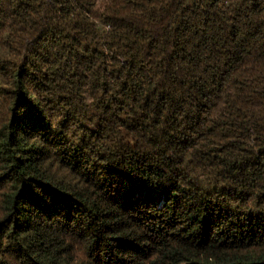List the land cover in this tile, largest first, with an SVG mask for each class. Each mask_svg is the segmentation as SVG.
<instances>
[{
  "label": "trees",
  "instance_id": "16d2710c",
  "mask_svg": "<svg viewBox=\"0 0 264 264\" xmlns=\"http://www.w3.org/2000/svg\"><path fill=\"white\" fill-rule=\"evenodd\" d=\"M0 264H264V0H0Z\"/></svg>",
  "mask_w": 264,
  "mask_h": 264
},
{
  "label": "rangeland",
  "instance_id": "374dc122",
  "mask_svg": "<svg viewBox=\"0 0 264 264\" xmlns=\"http://www.w3.org/2000/svg\"><path fill=\"white\" fill-rule=\"evenodd\" d=\"M170 231L172 232V231H175V230L174 229H171ZM256 248H257V246H256Z\"/></svg>",
  "mask_w": 264,
  "mask_h": 264
}]
</instances>
